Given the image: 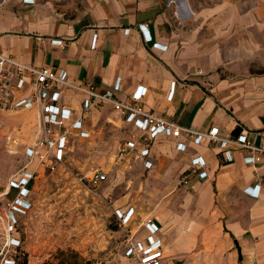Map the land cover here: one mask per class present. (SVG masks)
<instances>
[{
	"label": "crops",
	"instance_id": "obj_1",
	"mask_svg": "<svg viewBox=\"0 0 264 264\" xmlns=\"http://www.w3.org/2000/svg\"><path fill=\"white\" fill-rule=\"evenodd\" d=\"M0 53L66 70L120 99L141 93L147 110L185 128L218 126L223 137L245 133L264 145V0H198L197 9L191 0H0ZM83 100L63 90L61 101L77 115ZM84 127L90 135L85 120ZM148 146L144 158L117 161L119 175L132 173L134 199L143 198L140 208L120 207L132 212L128 221L137 213L143 220L138 241L160 239L163 264H264V157L253 165L246 149L197 143L186 132L160 134ZM151 197L168 200L154 209Z\"/></svg>",
	"mask_w": 264,
	"mask_h": 264
},
{
	"label": "rangeland",
	"instance_id": "obj_2",
	"mask_svg": "<svg viewBox=\"0 0 264 264\" xmlns=\"http://www.w3.org/2000/svg\"><path fill=\"white\" fill-rule=\"evenodd\" d=\"M197 1L191 0L195 9ZM10 117L17 120L9 121ZM85 122L90 135L81 137L74 132L64 162L51 170L38 166L26 154V148L40 137L37 112L0 111V194L24 168L37 169L29 185L31 209L19 217L15 233L21 242L20 262L26 258L28 264H45L60 249L78 251L90 264H132L135 260L128 239L129 236L141 239L143 220L137 219V213L124 223L116 212L130 205L140 208L143 201V198L134 199L132 173L127 169L118 174L121 171L117 163L119 148L131 135L130 127L110 105L94 109L85 117ZM96 170L107 171L108 179L99 186L89 185L85 178ZM0 199L5 200L1 195ZM151 199L154 209L168 200ZM120 200H126L125 206L119 204ZM182 201V197H177L174 204L180 207ZM142 215L145 219L148 215L157 216L155 213ZM170 261V258L165 260ZM175 263L200 264L192 259Z\"/></svg>",
	"mask_w": 264,
	"mask_h": 264
},
{
	"label": "built area",
	"instance_id": "obj_3",
	"mask_svg": "<svg viewBox=\"0 0 264 264\" xmlns=\"http://www.w3.org/2000/svg\"><path fill=\"white\" fill-rule=\"evenodd\" d=\"M146 40L150 33L145 24L139 25ZM125 31H129L127 28ZM95 46V41L93 44ZM64 89H70L84 96L83 112L77 115L75 110L61 101ZM141 93H135L130 99H120L112 89H100L94 83H77L70 79L66 70L51 67H38L24 63L13 56L0 53V111H19L35 108L40 117V137L34 144L26 148V154L36 160L38 166H46L55 170L66 158V148L74 132L81 137H88L84 127L85 117L97 105L108 104L121 120L131 124L133 131L129 138L121 144L119 155L132 153L136 159L144 158L149 153L148 143L160 134L180 137L188 133L195 142L209 138L223 146H234L248 150L247 161L257 165L264 157V145H256L245 133L236 137H223L219 127L213 126L207 132L185 128L172 119H167L155 112L147 110L142 104ZM148 166L150 161H146ZM193 167L198 172L205 169V163L195 160ZM37 169L24 168L19 175L11 178L8 188L0 195V264H19L21 242L15 236L19 217L31 209L30 183L35 179ZM108 179V173L96 170L85 180L89 185L99 186ZM187 179L183 183H187ZM257 194L259 185L255 186ZM258 188V189H257ZM13 193V195H11ZM116 212L124 223L128 222L132 212ZM146 225L152 233L156 226L151 219ZM131 254L135 260L132 264H163V244L160 239L149 236L146 244L129 236Z\"/></svg>",
	"mask_w": 264,
	"mask_h": 264
},
{
	"label": "trees",
	"instance_id": "obj_4",
	"mask_svg": "<svg viewBox=\"0 0 264 264\" xmlns=\"http://www.w3.org/2000/svg\"><path fill=\"white\" fill-rule=\"evenodd\" d=\"M19 264H28L27 259H23ZM45 264H90L85 258L76 250L60 249L54 256L53 260H48Z\"/></svg>",
	"mask_w": 264,
	"mask_h": 264
}]
</instances>
